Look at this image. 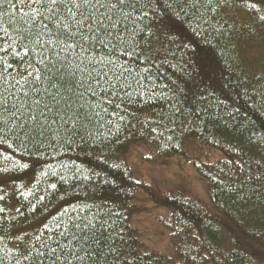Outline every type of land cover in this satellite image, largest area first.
Masks as SVG:
<instances>
[{"label":"snow or ice","instance_id":"1","mask_svg":"<svg viewBox=\"0 0 264 264\" xmlns=\"http://www.w3.org/2000/svg\"><path fill=\"white\" fill-rule=\"evenodd\" d=\"M240 12L247 21L236 18ZM256 25L264 28V0H0V149L102 150L120 143L132 120L142 134L179 148L186 133L242 119L239 108L225 118L223 101L235 90L256 103L238 74L236 41ZM146 105L159 110L145 112ZM248 131L247 150L236 145L224 160L193 165L206 168L205 190L217 189L209 201L238 216L264 191V132ZM159 219L163 228L146 246L118 209L70 203L31 235L14 231L11 220L0 223V264H227L232 246L221 250L191 217ZM251 239L264 248V231Z\"/></svg>","mask_w":264,"mask_h":264},{"label":"trees","instance_id":"2","mask_svg":"<svg viewBox=\"0 0 264 264\" xmlns=\"http://www.w3.org/2000/svg\"><path fill=\"white\" fill-rule=\"evenodd\" d=\"M234 15L238 20H248L243 12ZM255 29L254 33H239L236 41L242 62L238 74L249 82L248 92L256 96V103L249 96L237 97L235 90L223 101L225 118L228 111L234 112L239 108L238 116L242 119L227 124L216 121L207 125L206 131L186 133L179 148H166L164 139H153L147 132L142 134V126L132 120L135 127L122 132L120 143L113 141L102 150L70 149L61 150L54 156H38L34 153L21 155L18 151L13 154L11 150L0 149V194L5 195L4 201H0V208L5 209L0 213L3 217L0 223L7 224L11 220L14 231L31 235L70 203L106 205L127 215V222L140 234L142 242L151 246L149 242L156 239L153 232L163 228L159 218H168L175 212L177 216L191 217V223L198 226L206 239L218 243L221 250L232 246L231 253H224L227 264H264L260 259L264 257V248L251 239L253 232L259 236L264 231V191L254 196L244 214L238 216L227 205L220 209L219 200L209 201V195H216V188L207 191V202L202 203L183 190L155 188L146 182L142 171L138 177L141 184L137 185L131 165L132 156L136 158L137 150L143 149L153 156L142 159L150 165H155L157 160L184 157L192 161V166L194 163L207 166L232 155L228 150L236 145L247 150L248 130L264 132V110L261 109L264 101L260 99V92L264 91V28L256 25ZM209 54L214 55L211 50ZM158 110V106H144L145 112ZM157 131L165 138L169 135V130L164 128ZM213 139L215 143L208 142ZM187 146L190 151H201V157L187 156ZM18 164H27V167H19ZM195 170L203 179L202 173L206 168ZM53 171L57 175H50ZM53 183L57 185L55 190L50 187ZM30 192L33 196H27ZM41 195L45 197L43 202L37 199ZM185 198H191L195 203L189 208L183 203ZM33 204L37 205L35 212L32 211ZM17 209L23 215L17 213Z\"/></svg>","mask_w":264,"mask_h":264},{"label":"rangeland","instance_id":"3","mask_svg":"<svg viewBox=\"0 0 264 264\" xmlns=\"http://www.w3.org/2000/svg\"><path fill=\"white\" fill-rule=\"evenodd\" d=\"M189 146L186 148L187 156L201 157V151H190L191 149H188ZM191 146L195 147L193 144ZM137 152V154H134L136 158H133V156L131 158L132 169L136 176L135 180H139V173L142 171L146 182L157 189L176 188L187 192L202 203L207 202L205 181L198 175L195 167L190 164L189 159L173 157L169 160H157L155 165H150L142 159L152 158L151 153L143 149L137 150Z\"/></svg>","mask_w":264,"mask_h":264}]
</instances>
